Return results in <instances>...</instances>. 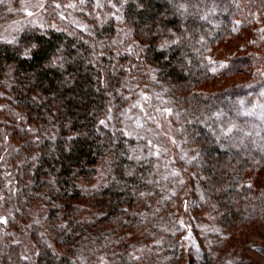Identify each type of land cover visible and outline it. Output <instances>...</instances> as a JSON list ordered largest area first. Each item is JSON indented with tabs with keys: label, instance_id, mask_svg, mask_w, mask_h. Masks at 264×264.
<instances>
[{
	"label": "trees",
	"instance_id": "obj_1",
	"mask_svg": "<svg viewBox=\"0 0 264 264\" xmlns=\"http://www.w3.org/2000/svg\"><path fill=\"white\" fill-rule=\"evenodd\" d=\"M75 1L85 31L57 22L0 40V78L12 63L14 80L0 84L9 94L0 97V264H28L14 240L20 227L32 237L34 264H94L93 248L115 247L109 235L130 236L115 250L120 262L154 264L155 251L174 253L180 224L166 207L186 179L173 176L170 186L155 174V145L126 132L115 112L126 88L140 85L154 83L173 100L181 131L199 148L193 175L220 219L264 211V182L241 181L264 167V129L239 112V101L264 90L263 39L249 31L246 48L217 70L248 71L243 81H216L204 65L206 45L223 43L236 18L247 26L264 0ZM203 15L220 20L211 26ZM121 20L130 40L115 38ZM109 110L116 118L102 121ZM199 261L215 264L205 252Z\"/></svg>",
	"mask_w": 264,
	"mask_h": 264
},
{
	"label": "rangeland",
	"instance_id": "obj_2",
	"mask_svg": "<svg viewBox=\"0 0 264 264\" xmlns=\"http://www.w3.org/2000/svg\"><path fill=\"white\" fill-rule=\"evenodd\" d=\"M75 6V0H66L63 3L60 0H0V40L10 41L28 26H37L43 30L55 27L57 22H62L68 27L72 26V29L84 30L85 23L81 18L74 16ZM220 6L221 9L223 6ZM262 7L254 9L247 26L241 27L240 18L234 19V24L226 33L223 43L206 45L204 65L207 66L209 74L215 73L216 81L224 80L230 84L236 80L243 81L248 76V71L233 74L234 72L228 70L223 76L221 71L217 70L227 69L226 60L230 56L232 58L237 56L236 48H246L250 39L247 35L249 31L259 33L260 39H263L260 43L264 45V5ZM200 19L207 21L211 26L220 20L216 17L213 21V18L208 19V16L204 17V15ZM119 22L120 24L115 28V38L130 40L131 26L123 20ZM260 66L257 65V69ZM12 68L13 64H8L0 78L2 90L8 88V85L14 81ZM201 88H203L202 92L213 89L212 84L202 85ZM2 90H0V97L4 100L9 94ZM130 90L132 88H126V100L121 108L115 110L120 115L118 119L120 126L126 132L135 133L138 136L144 135L149 138L150 143L155 145V151H158L159 155L156 158L155 174H166L171 183L170 186H173V176H178L175 180L186 179L182 181L183 186L178 189L176 197L179 201L172 202L166 207L167 215L172 216L175 224H180L171 238L173 243L179 241V245L176 250L174 249V253L171 250L155 251L154 264H201L199 258L203 252L209 253L215 264H264V211H254L251 218L240 221L239 219L237 221L220 219L215 208H211L207 195L197 184V177L193 175L195 170L191 165L192 159L197 156L199 148L181 131L178 110L173 100L170 96L163 94L154 83L140 85L132 92ZM255 96L247 105L239 101V112H245L264 129V90L259 91ZM5 100L4 103L9 104L11 98ZM105 113L107 114L101 117L104 122H113L116 118L114 111L109 110ZM252 120L250 119V122ZM247 135L248 133L245 137ZM254 136L258 138L259 135L254 133ZM101 173L102 171H99L97 179L100 178ZM247 173L249 175L245 173V178L241 179L242 182L249 181L252 184L264 182V167L248 169ZM251 197L253 198V195ZM255 201L258 202L256 199ZM0 209H3L2 203ZM159 214H163V209H160ZM14 234V240L19 244L21 255L28 260V264H34L36 249L32 237L27 236L23 227L17 229ZM129 237L127 235L124 236L125 239H116L115 236L109 235L108 241L112 240L113 244H116L115 247L108 249L104 245L103 248H93L94 264H130L120 262L119 257H114L115 250L119 249ZM137 250L140 251V247H137ZM121 253L123 252L119 255ZM139 263L147 262L143 260Z\"/></svg>",
	"mask_w": 264,
	"mask_h": 264
},
{
	"label": "snow or ice",
	"instance_id": "obj_3",
	"mask_svg": "<svg viewBox=\"0 0 264 264\" xmlns=\"http://www.w3.org/2000/svg\"><path fill=\"white\" fill-rule=\"evenodd\" d=\"M101 123H103V122H101Z\"/></svg>",
	"mask_w": 264,
	"mask_h": 264
}]
</instances>
